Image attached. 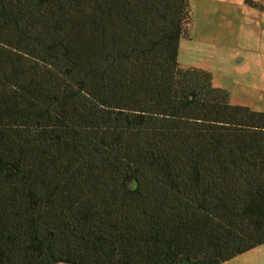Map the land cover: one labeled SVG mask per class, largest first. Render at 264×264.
<instances>
[{
	"label": "trees",
	"instance_id": "trees-1",
	"mask_svg": "<svg viewBox=\"0 0 264 264\" xmlns=\"http://www.w3.org/2000/svg\"><path fill=\"white\" fill-rule=\"evenodd\" d=\"M188 0H0V264H224L264 246V112L182 68Z\"/></svg>",
	"mask_w": 264,
	"mask_h": 264
},
{
	"label": "rangeland",
	"instance_id": "rangeland-1",
	"mask_svg": "<svg viewBox=\"0 0 264 264\" xmlns=\"http://www.w3.org/2000/svg\"><path fill=\"white\" fill-rule=\"evenodd\" d=\"M192 23L180 39L182 68L209 72L233 105L264 112V0H188ZM224 264H264V246Z\"/></svg>",
	"mask_w": 264,
	"mask_h": 264
}]
</instances>
